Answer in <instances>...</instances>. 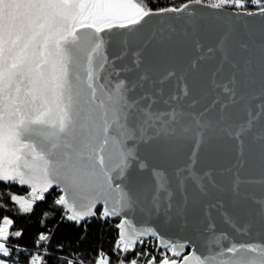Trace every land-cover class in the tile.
Masks as SVG:
<instances>
[{
  "label": "snow or ice",
  "instance_id": "snow-or-ice-1",
  "mask_svg": "<svg viewBox=\"0 0 264 264\" xmlns=\"http://www.w3.org/2000/svg\"><path fill=\"white\" fill-rule=\"evenodd\" d=\"M17 2L22 20L0 17V264H264V224L217 225L209 209L197 226L170 230L108 207L110 187L157 165L108 126L98 101L128 86L125 77L147 52L170 43L162 28L144 25L145 17L178 10L145 12L134 0ZM222 5L264 25V0L211 6ZM130 38L136 46L128 61ZM186 47L191 66L211 71L212 87L234 98L237 65L226 41ZM261 62L264 70V46ZM181 88L187 95L186 84ZM32 217L29 235L18 220ZM64 229L70 237L60 235ZM97 229L108 234L106 246L95 242Z\"/></svg>",
  "mask_w": 264,
  "mask_h": 264
},
{
  "label": "water",
  "instance_id": "water-1",
  "mask_svg": "<svg viewBox=\"0 0 264 264\" xmlns=\"http://www.w3.org/2000/svg\"><path fill=\"white\" fill-rule=\"evenodd\" d=\"M177 10L145 17L144 25L162 28L170 43L147 52L139 68L125 77L128 86L121 83L98 101L108 126L157 165L110 187L108 207L170 230L197 226L209 209L217 225L234 220L260 226L264 224V25L258 17L235 15L239 10L200 1ZM24 14L17 0L0 4V17L20 21ZM222 39L229 61L237 65L234 98L212 87L211 71L191 66L186 47L194 40L215 47ZM135 46L130 38L128 61ZM119 47L116 43L112 50L119 52ZM142 74L147 79L141 82ZM145 93L155 102L145 101Z\"/></svg>",
  "mask_w": 264,
  "mask_h": 264
},
{
  "label": "trees",
  "instance_id": "trees-1",
  "mask_svg": "<svg viewBox=\"0 0 264 264\" xmlns=\"http://www.w3.org/2000/svg\"><path fill=\"white\" fill-rule=\"evenodd\" d=\"M191 1H200L203 3L209 4V5H212V2H213V0H134V3L135 5L141 7L143 11L147 12L149 9L167 8L169 6L175 9H179ZM221 7L238 10V9L233 8L230 5H222ZM16 190L21 193L25 191L24 189H16ZM41 207H45V206L42 205ZM39 210L40 209H37V211ZM35 220H36V217H32L31 219H28V218L20 219L18 220V226L20 225L26 226L28 229L29 235H31L32 229L35 227ZM94 231L96 232V235H97V240L95 242L96 243L103 242L106 246L109 242L108 234L104 232L102 229H97ZM60 235L65 236V237H70L71 232L67 229H64L62 230ZM25 240H27V237L25 238Z\"/></svg>",
  "mask_w": 264,
  "mask_h": 264
}]
</instances>
